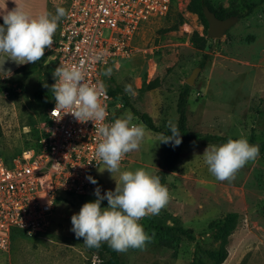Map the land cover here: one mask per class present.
Returning a JSON list of instances; mask_svg holds the SVG:
<instances>
[{
    "label": "rangeland",
    "instance_id": "374dc122",
    "mask_svg": "<svg viewBox=\"0 0 264 264\" xmlns=\"http://www.w3.org/2000/svg\"><path fill=\"white\" fill-rule=\"evenodd\" d=\"M180 1L166 20L142 28L134 41L138 52L108 67L112 72L111 76L102 74L105 85L113 92L121 89V96L149 114L158 127L176 124L179 95L208 55L209 61L191 87L190 128L205 135L243 136L258 145L260 152L235 179L219 181L204 162L207 146H186L167 180L168 204L158 215L139 221L152 236L151 242L143 250L120 252V264H215L211 254L221 247L222 230L230 228L229 256L224 264H264V5L251 17L239 20L217 45L208 37L200 16L188 11L189 0ZM261 1L211 0V5L229 14ZM16 6H23L34 17L55 14L57 7L67 9L64 0H0V17ZM62 20L53 38L58 36ZM0 22L2 25L3 20ZM44 57L36 71L18 72L27 64L18 66L12 61L4 65L13 73L11 78H0L10 82L12 89L0 95V158L7 161L39 140L50 104L40 96L52 94L55 83L53 56L46 49ZM144 84H154L155 89L150 91ZM121 96L114 97L113 106L121 102ZM114 109L113 119L130 112L134 123L143 124L130 107ZM160 136L146 127L140 149L126 154L121 171L143 168L156 175L163 161ZM104 169L103 164L96 178L105 191L114 190L119 173L112 177ZM96 198L94 194L62 195L47 232L33 238L15 232L10 252L0 251V264H95L98 257L71 231V217ZM107 206V200L102 201L101 207Z\"/></svg>",
    "mask_w": 264,
    "mask_h": 264
},
{
    "label": "built area",
    "instance_id": "2783aa9c",
    "mask_svg": "<svg viewBox=\"0 0 264 264\" xmlns=\"http://www.w3.org/2000/svg\"><path fill=\"white\" fill-rule=\"evenodd\" d=\"M68 16L47 51L58 66L77 64L85 70V80L95 84L103 80V71L116 60L131 59L138 52L134 41L145 25L166 20L180 0H64ZM156 23V24H157ZM102 55L101 60L96 57ZM118 68V67H117ZM105 84V83H104ZM107 88V86H106ZM109 93L102 102L107 106L111 123L114 110ZM48 109L36 146L26 149L11 162L0 158V251L10 252L14 234L27 238L44 234L62 195L94 194L106 191L96 178L103 165L95 157L101 140L98 124L77 122L71 114ZM59 119V120H58ZM98 182L91 183L87 177Z\"/></svg>",
    "mask_w": 264,
    "mask_h": 264
},
{
    "label": "clouds",
    "instance_id": "9594fccd",
    "mask_svg": "<svg viewBox=\"0 0 264 264\" xmlns=\"http://www.w3.org/2000/svg\"><path fill=\"white\" fill-rule=\"evenodd\" d=\"M68 15L64 7H57L55 14L44 12L34 17L23 6H16L2 15L0 78L7 79L13 75L10 68L4 67L6 61L18 66L40 61L46 49L53 46L60 20ZM96 59L101 60L102 55ZM111 72V68H106L102 74L111 76ZM52 75L55 83L51 92L56 104L53 112H59L62 118L71 114L80 123L92 121L98 124L96 132L101 140L95 149V157L102 161L104 170L112 177L119 173L114 190L101 195L97 186L94 190L96 200L86 202L79 213L72 215L71 231L77 239L83 238V243L89 248H99L106 242L117 252H126L130 248L143 250L152 236L145 232L139 221L146 216L158 215L171 199L168 187L161 183L159 176L143 168L121 171V161L126 154L140 149L146 127L142 123H134L130 112L105 123L108 111L102 100L107 94L106 85L102 80L95 84L86 82L82 65H60ZM168 127L171 134H161L159 142L178 146L182 143L178 125L169 122ZM259 152L258 145L250 144L241 136L220 146L208 145L202 156L209 172L217 180L231 181L242 167L256 160ZM87 179L93 184L98 183L91 176ZM104 200H107L106 208L101 207Z\"/></svg>",
    "mask_w": 264,
    "mask_h": 264
},
{
    "label": "trees",
    "instance_id": "16d2710c",
    "mask_svg": "<svg viewBox=\"0 0 264 264\" xmlns=\"http://www.w3.org/2000/svg\"><path fill=\"white\" fill-rule=\"evenodd\" d=\"M264 5V0H262L259 3L251 4L247 6L243 11L240 12H233L229 14H222L219 11H217L213 6L211 5V0H189L188 4V11L190 13H194L200 16V18L203 20L205 26L208 28V22L204 16V7L207 6L209 9L219 18L220 20H225L230 17H237L239 20L247 19L251 17L255 11L261 6ZM1 23V22H0ZM51 55V54H50ZM45 61V57H43L40 61L36 62L35 64H27L26 66L22 67L19 71H36L39 70L42 67L43 62ZM209 61V56H204V61L201 63L200 67L201 69H204L206 66V63ZM52 65L56 68L58 65L55 61H53ZM144 87L148 90H154L155 85L154 84H144ZM12 91L10 82H7L5 80H0V95L2 94H9ZM109 93L112 97L121 96L123 94L122 90L117 88L114 92L110 90ZM192 88L189 85H186L179 95L178 101H177V113H178V121L177 125L181 132V138L182 143L178 146H173L172 144H164L162 149V169L156 173V176H159L161 178V183L167 186V180L169 177V174L171 172H174L177 168L178 164L180 163L183 149L186 146L189 145H216L220 146L226 143L230 137H222V136H215V135H205L199 132L193 131L189 126V117H188V107H189V99L191 97ZM42 100H49V108L52 106L54 102V98L52 94H45L41 95ZM122 100L125 102V105L127 107H130L133 111V113L139 117V119L143 122V124L147 127L148 130L155 134H163V135H170V129L168 126L164 127H158L153 118L147 114L138 111L133 105L130 104L129 99L127 96H121ZM36 146V144L34 145ZM32 146V147H34ZM31 148V147H29ZM27 148V149H29ZM264 153V149H263ZM22 154V153H21ZM6 162H11L7 161ZM233 228L230 229H224L222 230V236H221V247L218 251L211 254V257L215 260V264H224L226 260L228 259V250L227 245L229 242V238L232 235ZM83 241V238H80ZM85 245V244H84ZM86 249L96 255L98 257V261L95 264H120L121 258H120V252H117L113 250L106 242L102 243L99 248H89L85 245ZM107 257V258H106Z\"/></svg>",
    "mask_w": 264,
    "mask_h": 264
},
{
    "label": "water",
    "instance_id": "95a60500",
    "mask_svg": "<svg viewBox=\"0 0 264 264\" xmlns=\"http://www.w3.org/2000/svg\"><path fill=\"white\" fill-rule=\"evenodd\" d=\"M203 11L209 26L208 37L214 40L217 45L221 43L226 33L239 22L237 17H230L225 20H220L207 6L204 7ZM201 70V68L196 69L187 79L186 82L190 87L195 84L198 72Z\"/></svg>",
    "mask_w": 264,
    "mask_h": 264
},
{
    "label": "crops",
    "instance_id": "0c3cea01",
    "mask_svg": "<svg viewBox=\"0 0 264 264\" xmlns=\"http://www.w3.org/2000/svg\"><path fill=\"white\" fill-rule=\"evenodd\" d=\"M0 19L3 20L2 17H0Z\"/></svg>",
    "mask_w": 264,
    "mask_h": 264
}]
</instances>
